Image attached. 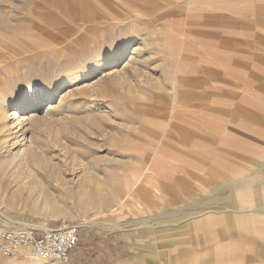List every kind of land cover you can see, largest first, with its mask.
I'll list each match as a JSON object with an SVG mask.
<instances>
[{
    "label": "rangeland",
    "instance_id": "rangeland-1",
    "mask_svg": "<svg viewBox=\"0 0 264 264\" xmlns=\"http://www.w3.org/2000/svg\"><path fill=\"white\" fill-rule=\"evenodd\" d=\"M68 1L84 14L66 16L61 0H0V226L74 223L30 210L35 182L87 243L128 239L130 264H264V224L249 223L251 205L264 213V0ZM6 111L17 112L7 123ZM233 124L248 131L228 136ZM22 138L37 158L19 169V145L6 142ZM97 187L111 199H83ZM130 191L151 226L120 203ZM225 211L233 233L213 228ZM203 216L210 232L194 229ZM94 218L126 228L86 224ZM28 252H0V264L50 261Z\"/></svg>",
    "mask_w": 264,
    "mask_h": 264
},
{
    "label": "crops",
    "instance_id": "crops-1",
    "mask_svg": "<svg viewBox=\"0 0 264 264\" xmlns=\"http://www.w3.org/2000/svg\"><path fill=\"white\" fill-rule=\"evenodd\" d=\"M257 97L255 98H259L260 96H258L257 94H254ZM263 108H264V104H263ZM238 131H242V132H246L248 131V129L243 126V125H236L233 124L232 126H230L229 130H228V136H230L231 134L236 135V133ZM166 132V131H165ZM178 146H180V144H178ZM180 147L184 148V145H181ZM187 148V146H186ZM141 176V178L138 180L137 184H141L142 182L146 181L148 182L149 179V175L143 171L142 173L139 174ZM223 181L225 183L234 185L236 180L238 179L237 176H233V177H229L226 176L225 174L222 177ZM264 183V180L262 181ZM243 184V183H242ZM130 197L128 198V201H130L131 203H134L131 205L130 208H128V206H126L129 210H131L132 214L139 216L138 221L139 223L136 224L137 227L141 228V227H147V226H151V222L148 221V218L144 216V214L146 213V211L149 209V207L147 206H143L142 204H140L141 202L136 198L135 194L133 192H129ZM188 198V197H186ZM172 201H176L177 203H181L182 200H184V198H178V197H174L173 199H171ZM136 205L139 208V210H136ZM237 206V205H236ZM246 206V205H245ZM252 208H257L256 212H255V217H251L250 220L246 219L247 221L249 220L250 223V227H252V224H254L255 228L260 227L259 225H263L264 224V213L262 211H260L259 206H253L251 205ZM143 207L146 209H143ZM223 221H220L217 226H214L213 228H218V227H224L221 228V232L222 234H224L227 230L230 231L231 233L235 232L237 227L234 225V223L232 222L233 220L231 219V216L225 211L224 216H222ZM89 220H93L95 222V220H103V219H89ZM200 226H194V229L198 232H203V231H207L210 232L211 231V226L208 223V219L207 216H203L201 217ZM106 222L105 220L99 223H87L88 225H95V224H100L102 226L108 227L104 225ZM121 224V223H120ZM80 227V226H79ZM126 227L120 225V227H116V228H109L111 230H117V229H125ZM45 230V229H43ZM43 230H40L43 231ZM80 232H81V240L79 245L74 248L71 253H70V264H130V259L128 258L127 254H126V249H128V247H130L128 244V239H126L124 236H120L118 235L117 239L115 240V236L114 235H110V236H106L105 239H103V242H98L95 241L94 244L91 243H87L86 239H87V234L83 232V229H81L80 227ZM261 241H264L263 239H260ZM87 250V251H86ZM111 253V254H110ZM98 255V257H96V262L91 261L95 259L94 255Z\"/></svg>",
    "mask_w": 264,
    "mask_h": 264
},
{
    "label": "bare ground",
    "instance_id": "bare-ground-1",
    "mask_svg": "<svg viewBox=\"0 0 264 264\" xmlns=\"http://www.w3.org/2000/svg\"><path fill=\"white\" fill-rule=\"evenodd\" d=\"M61 1L63 2V4L60 8V12H62L63 14H66V16L74 17L75 15L82 16V14H84L83 12L80 11L79 7H76L70 1H68V0H61ZM126 47H127V44H126V41H124V40L120 41L117 44L110 45V48L103 53L104 60H101L100 63H102V64H100V67L101 68L104 67L106 62H110V63L114 62V58L119 53L121 54L123 51H125ZM43 102H44L43 99H41V100L35 99L33 102V106H32L33 109H30L33 112L28 113L27 116L28 117L35 116L36 115L35 111H38L42 107ZM16 115H17V112H10V111H6L5 113L1 112V116H3V120L5 123L9 122L11 117L12 116L15 117ZM198 119H199L200 123H203V124L206 123L205 122L206 119H204V118H198ZM24 120H25V117L22 118V121H24ZM9 143H10V141L6 142V144L10 147V149L12 148V146L14 148H16L17 146H15V145H19L18 152L15 155H12L10 157L12 160H14V162L16 163L15 166L18 167L19 169H20V167L22 168L23 165L26 164L27 159L37 158L34 153H32V152L29 153V149H28L29 147L26 144L27 142L26 143L24 142V138H22L20 141L19 140L14 141V143L11 142V144H9ZM9 162H10V160H9ZM10 164H11V162H10ZM0 165H2V164H0ZM15 174H16V179L18 180V187L20 188V187L24 186L23 180H21L24 176L23 173L21 171H17ZM29 185L30 186H28V187L30 188V190H29V208H30V210H32L33 212H40L41 214L45 213L46 215H49V216H54L56 214L57 215H65V216L69 217L71 220H73V222L75 224H78L77 217L74 214L70 213L69 211L65 212L60 207V205L56 201H54V199L50 196V194L42 186H40L38 183L35 184V182H34V184L29 183ZM103 190L104 189L97 187L88 193L82 192V194L84 196L83 199H85L87 201L97 200L99 202L100 201H109L111 199V195H113L112 194L113 191L110 190L108 193H103ZM120 203L125 204L126 206H128V208H130L131 205L134 204V203L130 204L128 202V199L126 200V198H124V199L121 198ZM135 208H136V210H139L137 205ZM229 211L233 212L232 209H229ZM89 222L93 224V223H99L100 221L95 220V222H94L93 220H89L88 223ZM8 223H18L19 226H23L22 229H31V227L34 225L31 223H20V221H12V220L9 221ZM104 223H105L104 225L109 226V228H116V227H120V225H121L118 222H114V221L104 222ZM37 226L41 229H47L48 228V227H46L45 222H41ZM7 227H8V225H7ZM28 251H30L29 248L25 249L22 252V255H24V257H25L24 258L25 260L30 259V256H31ZM42 264H59V263H58V261L56 262V261L50 260V261L43 262Z\"/></svg>",
    "mask_w": 264,
    "mask_h": 264
},
{
    "label": "built area",
    "instance_id": "built-area-1",
    "mask_svg": "<svg viewBox=\"0 0 264 264\" xmlns=\"http://www.w3.org/2000/svg\"><path fill=\"white\" fill-rule=\"evenodd\" d=\"M80 240V227L66 219L41 232L0 226V252L7 257H16L29 248L42 259L67 263Z\"/></svg>",
    "mask_w": 264,
    "mask_h": 264
}]
</instances>
